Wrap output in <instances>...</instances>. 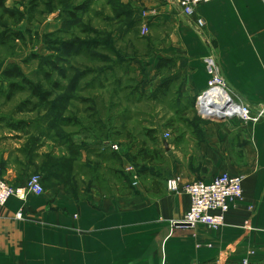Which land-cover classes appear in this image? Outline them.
<instances>
[{
	"label": "rangeland",
	"instance_id": "rangeland-1",
	"mask_svg": "<svg viewBox=\"0 0 264 264\" xmlns=\"http://www.w3.org/2000/svg\"><path fill=\"white\" fill-rule=\"evenodd\" d=\"M2 1L0 71L18 64L41 88V96L33 95L18 79L25 87L12 97L6 93L7 81L5 92L0 91V139L5 142L0 152H19L10 184L24 186L39 174L47 191L62 181L65 167L66 176L75 178L70 187L77 190L95 183L104 195L139 189L162 195L172 166L164 141L197 144L207 120L199 113V96L183 92L182 83L173 81L175 58L163 64L155 59L159 39L171 30L159 4ZM151 7L157 8L154 15L145 14ZM2 79L0 72V84ZM22 121L28 124L20 126ZM69 141L90 151L91 161L74 158ZM0 162L6 178L9 172L1 156Z\"/></svg>",
	"mask_w": 264,
	"mask_h": 264
},
{
	"label": "crops",
	"instance_id": "crops-1",
	"mask_svg": "<svg viewBox=\"0 0 264 264\" xmlns=\"http://www.w3.org/2000/svg\"><path fill=\"white\" fill-rule=\"evenodd\" d=\"M146 3L159 4L171 29L159 39L155 59H176L172 78L183 92L197 99L209 88L206 60L212 57L233 94L252 106L264 103V0H213L190 17L178 13L174 0ZM152 7L145 14L154 15ZM205 119L197 144L168 141V176L180 177L183 185L223 172L243 174L244 199L232 206L222 227L173 225L190 206L186 192L104 195L95 183L71 188L74 175L67 181L63 174L45 193L13 195L0 207V264H264V119ZM18 153L0 152L11 183ZM91 154L82 150L81 161H91Z\"/></svg>",
	"mask_w": 264,
	"mask_h": 264
},
{
	"label": "built area",
	"instance_id": "built-area-1",
	"mask_svg": "<svg viewBox=\"0 0 264 264\" xmlns=\"http://www.w3.org/2000/svg\"><path fill=\"white\" fill-rule=\"evenodd\" d=\"M213 0H174L178 13L182 16L190 17L194 14L198 5ZM199 27L205 25L203 19L198 20ZM207 64L211 68V77L208 82L209 88L215 87L219 90L218 96H224L226 116L240 117L246 122L257 123L264 119V103L252 106L242 98L237 97L231 91L223 75L221 74L216 62L212 57L207 58ZM208 88V89H209ZM203 92L197 101L199 111L203 110L204 97ZM218 102H214L216 104ZM220 103V102H219ZM232 107L235 110L229 112ZM169 133L165 135L167 138ZM118 150L117 144L111 146ZM132 168H127L131 170ZM245 176L243 174H232L223 172L213 179L195 180L186 184H181L180 177H174L168 180L167 187L169 191L180 193L186 192L190 196V206L181 219L173 220V225H184L194 227L197 224H204L210 228L218 229L226 223L227 214L232 206L244 199ZM45 192L42 176L39 174L31 175L24 186L14 188L9 180L0 173V207L6 205L13 195L25 199L28 194L33 193L41 195ZM17 218H23V210L17 213ZM243 264H251L248 259L243 260Z\"/></svg>",
	"mask_w": 264,
	"mask_h": 264
},
{
	"label": "trees",
	"instance_id": "trees-1",
	"mask_svg": "<svg viewBox=\"0 0 264 264\" xmlns=\"http://www.w3.org/2000/svg\"><path fill=\"white\" fill-rule=\"evenodd\" d=\"M0 7H3V1L0 0ZM174 58H161L160 59V64H163V63H168V62H172ZM174 61L176 62V60L174 59ZM2 84H0V91H3L5 92V89H4V86H3V83H5V81H7L8 83V91L6 92L7 95L9 97H12V95L14 94V92L16 90H21V89H24V85H20L19 82H17L16 80L18 79H22L23 83H26L28 86H30L31 90H32V93L33 95H36V96H41V88L39 85H36L34 84L31 80H29L23 73L22 69L20 68V66L18 64H11L10 66L6 67L3 71H2ZM163 87V86H162ZM45 94L43 93L42 96H44ZM28 123L25 122V121H22L20 122V126L23 125L24 127L27 125ZM13 126V125H12ZM16 127L18 126H15V129ZM70 142V141H69ZM70 146H69V149L71 152H69L74 158H80L82 156V151L80 149V147H77L74 146L72 144V142H70ZM114 156H118V154L115 153ZM63 174H65L64 176L66 178H69L71 177L70 175L69 176H66V168L63 167ZM46 174H50L51 171H45ZM63 174H62V178H63ZM47 175H45L46 177ZM44 184V183H43Z\"/></svg>",
	"mask_w": 264,
	"mask_h": 264
},
{
	"label": "bare ground",
	"instance_id": "bare-ground-1",
	"mask_svg": "<svg viewBox=\"0 0 264 264\" xmlns=\"http://www.w3.org/2000/svg\"><path fill=\"white\" fill-rule=\"evenodd\" d=\"M218 93L219 90H217L215 87H211L205 91L204 97L201 98L204 106L202 111H205V113L211 112L215 115L220 116L226 115V110L225 108H223V106H225L224 96L219 97ZM214 102L218 103L213 104ZM233 110H235V107H232L229 112H232Z\"/></svg>",
	"mask_w": 264,
	"mask_h": 264
},
{
	"label": "water",
	"instance_id": "water-1",
	"mask_svg": "<svg viewBox=\"0 0 264 264\" xmlns=\"http://www.w3.org/2000/svg\"><path fill=\"white\" fill-rule=\"evenodd\" d=\"M199 113L203 116V117H205V118H230V116H226V115H224V116H219V115H215V114H213V113H211V112H207V113H205V111H199ZM164 144H165V147L168 149V142L167 141H164ZM184 226V225H183Z\"/></svg>",
	"mask_w": 264,
	"mask_h": 264
}]
</instances>
